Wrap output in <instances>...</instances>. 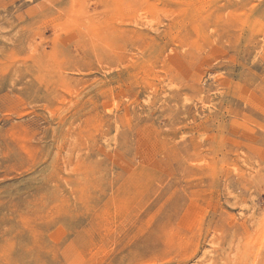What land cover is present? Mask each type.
<instances>
[{
    "label": "rangeland",
    "instance_id": "374dc122",
    "mask_svg": "<svg viewBox=\"0 0 264 264\" xmlns=\"http://www.w3.org/2000/svg\"><path fill=\"white\" fill-rule=\"evenodd\" d=\"M0 264H264V0H0Z\"/></svg>",
    "mask_w": 264,
    "mask_h": 264
}]
</instances>
